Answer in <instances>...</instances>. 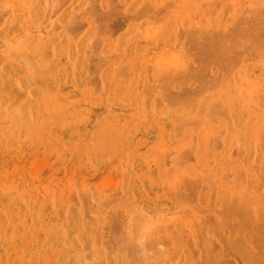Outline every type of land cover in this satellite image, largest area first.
I'll return each mask as SVG.
<instances>
[{"label": "bare ground", "instance_id": "6f19581e", "mask_svg": "<svg viewBox=\"0 0 264 264\" xmlns=\"http://www.w3.org/2000/svg\"><path fill=\"white\" fill-rule=\"evenodd\" d=\"M51 1L0 0V125L11 131L16 126L22 127L25 141L31 136L35 137V141H48L49 137H54L51 130L53 125L58 124L54 121L58 118L74 132L69 138L76 143L87 139L95 143L101 135L100 139L107 138L109 144L104 145L100 140L102 148L95 145L93 148L97 151L90 150L92 155L100 153L104 158L101 152L106 148L103 149V145L108 149L111 143L116 146L112 147L110 154L117 157L128 154V159L121 165L126 178L121 194L117 182L114 183L117 191L106 194L108 186L105 177L103 179L105 175L109 182L106 174L101 175L100 181L93 182L92 186H88L86 180L82 182L83 185L88 184L86 192L94 196H108L103 199L106 201L102 200L105 206L120 197L112 212L115 216L120 215L122 221L118 223L119 217L115 219L117 221L112 217V225L110 215L109 219L104 218L101 226H95L102 217L92 211L96 208L94 204L87 205L90 209L86 211L85 207L83 220L90 214V219L85 221L95 226V240L99 245L94 250L97 249L100 261L88 257V253L78 255L77 252L78 264H145V256L140 255V247L129 239L127 228L129 220L134 219V231L139 234L149 217L156 225L153 236L144 246L146 258L151 264H264V164H254V156L253 163L250 161L252 146L259 144L261 148L264 145V129H261L264 124V0H249L244 9L240 7L242 0H215L222 3L220 12L228 13L234 8L226 21L223 13V20L216 23H213V15L218 12L219 5L216 4V8L212 6V0H133L132 3L117 0L118 5H113L112 0H93L96 4L93 2L92 5L90 0H82V3L80 0H58L53 8L59 6L60 9V6L66 5L65 11L69 16L80 8V13L71 17L74 21L69 22L59 17L51 18V12L46 14L45 9ZM53 8L47 10L53 11ZM95 8L100 12L95 13ZM193 22L194 25L188 26ZM126 26V35L114 38L115 29ZM60 28L68 32V36L70 33L74 35L67 44L59 33ZM83 30L85 32L81 34ZM90 34L95 36L93 41L96 44L93 45L98 47L89 57V50L94 47L88 42L91 48L87 49V56L93 58L92 55L96 54L92 65H89L85 53L83 58V48ZM130 43L132 46L128 47L132 50L125 52ZM88 66L93 67V72ZM160 73L163 74L159 76ZM126 77L129 78V85L122 95L123 92L118 93L117 90L127 82ZM111 82L118 83V88H113L117 89V93L109 88ZM14 88L25 95L32 105L19 107L15 101L9 103ZM17 96L20 97L19 94ZM170 115L175 125L171 124L174 128L170 129L174 131L173 137L166 128ZM95 120L102 128L101 135L93 133L94 127L87 129L91 125L87 123ZM151 127L159 130L156 131L157 136L162 132L163 140L151 139ZM104 133L108 137H104ZM5 136L9 140V136ZM170 137L175 142L173 146L169 143L171 140L166 141ZM220 147L223 150H219ZM172 151L176 154H172V162L168 165ZM233 151H236L235 154ZM259 151L255 154L261 158ZM206 152L211 154L208 158L205 157ZM234 155L239 157L244 168L240 171L236 167L234 172L237 174L231 181L227 175L234 169L227 166V162ZM189 159L198 163L186 166L191 162ZM112 164L115 166L116 160L113 159ZM19 170L24 175V182L17 185L18 192L22 196L29 192L25 198L27 205L40 211L37 204H32L34 190L26 189L29 186L27 179L35 171L34 167L30 175L27 169L10 167L0 176V185L5 187L14 171ZM53 171H56L55 168ZM47 180V177L39 179L38 188L48 191L50 186L48 188L47 185L51 183ZM65 180L61 182L62 189L70 184ZM181 181L185 182V189H180V184L183 186ZM162 189H166V193L161 192ZM170 193L175 204L170 199H164L165 194ZM139 194L140 198L136 200ZM53 197L56 200L57 194ZM3 199L6 201L1 194L0 202L3 203ZM63 200L62 203H65L66 200ZM129 207L140 210L134 218L128 214ZM10 208L12 212L6 214V223L17 221V218L29 220V214L24 216L22 212ZM62 213L65 216L64 211ZM77 214L79 217V212ZM41 224L37 226L43 230ZM7 228L9 230V226ZM7 228L0 226V232ZM179 230L188 231L191 261L186 262V253L175 254L176 249L180 250ZM72 239L76 241L75 245H80L76 237ZM67 247H64L65 253Z\"/></svg>", "mask_w": 264, "mask_h": 264}, {"label": "rangeland", "instance_id": "374dc122", "mask_svg": "<svg viewBox=\"0 0 264 264\" xmlns=\"http://www.w3.org/2000/svg\"><path fill=\"white\" fill-rule=\"evenodd\" d=\"M58 0H52L50 3L51 4H49V5H47V6H49L48 8H50L51 9V7L53 8L55 5H57V3H59V2H57ZM84 1H86V0H84ZM109 1V0H108ZM111 1V0H110ZM109 1V2H110ZM130 1V3H132V1L133 0H129ZM209 1V0H208ZM220 1V0H219ZM219 1H215V0H212V6H214L215 8H216V4H218L219 6H218V12H216L215 13V15H213L214 16V20H215V22H213V23H216L218 20H223L222 18L224 17V21H226V19L228 18V17H230L231 15L229 14L230 12H233L234 11V8L230 11V12H228V13H226V12H220L221 11V2H219ZM222 1V0H221ZM224 1H230V0H224ZM235 1V0H234ZM89 2V1H88ZM94 1L92 0V2H91V0H90V3H91V5L92 4H94L93 3ZM112 2V4L113 5H118L119 3H118V1L117 0H112L111 1ZM211 2V1H210ZM215 2V3H214ZM217 2V3H216ZM56 3V4H55ZM80 3H82V0H80ZM221 3V4H220ZM240 3H241V5H240ZM239 3V5H240V7L242 6L243 7V9L245 8L244 6H247V4L249 5V0H242L241 2ZM243 3V4H242ZM96 4V3H95ZM244 4H246V5H244ZM263 4H264V1H263ZM52 5H54V6H52ZM43 6V5H42ZM46 6V7H47ZM51 6V7H50ZM45 7V8H46ZM58 7L59 6H57L56 8H53L52 10L54 11H51L50 9L49 10H47V9H45V12H46V14L48 15V13H52V17L51 18H55V17H59V18H61V19H63V20H65V22H69L70 20L71 21H74L71 17L72 16H76V14L79 12L78 10L80 9V8H78V9H75L74 10V12L72 13V15L71 16H69V14L67 13V11H65L66 10V5L65 6H60L61 8L60 9H58ZM241 7V8H242ZM249 7V6H248ZM250 7H251V5H250ZM58 9V11H55V10H57ZM96 9V8H95ZM108 10H111V8H107ZM42 10V9H41ZM40 10V11H41ZM61 10V11H60ZM97 11L95 12V13H97V12H100L98 9H96ZM65 11V12H64ZM107 11V10H106ZM80 13V12H79ZM223 13H225V16L223 15ZM232 14V13H231ZM62 15V16H61ZM94 15V14H93ZM222 15H223V17H222ZM233 16V15H232ZM94 17L96 18V16L94 15ZM74 18V17H73ZM219 18H221V19H219ZM97 19V18H96ZM113 19H115V17L113 18ZM200 20V18H198L197 19V21H199ZM223 21V22H224ZM71 23V22H70ZM73 23V22H72ZM192 25H194V22L192 23V24H189L188 26H192ZM88 27V26H87ZM127 26L126 27H123L122 29H115L117 32L115 33V36H114V38H117V37H119V36H124V35H126L125 33H126V31H127ZM123 30V31H122ZM119 31V32H118ZM85 31L83 30L82 32H81V34L82 33H84ZM59 33L61 34V37L65 40V43L67 42H70L72 39H73V34L72 33H70L69 34V36L66 34V33H68V32H66L63 28H60V30H59ZM51 34V33H50ZM49 34V35H50ZM68 36V37H67ZM81 37H84V36H81ZM81 37H79V38H81ZM96 37H98V35H96ZM93 38V39H92ZM92 39V40H91ZM91 40V41H90ZM96 40L95 39V36L93 37L91 34L87 37V40H86V43H85V45H84V48H83V58H84V53H85V55L87 56V54H86V52H87V49L89 50V48H91V47H89V44H91V45H93V43H95L96 44V42H94V41ZM88 42H89V44H88ZM66 43V44H67ZM94 44V45H95ZM93 45V49H91V51L89 50V57H90V54H91V52L92 51H96V50H98L97 48V46L95 45L94 46ZM88 46V47H87ZM128 46H132V44L130 43V45L128 44L127 46H126V50H125V52L127 51V52H130L132 49H131V47H128ZM97 47V48H96ZM130 48V49H129ZM94 53V52H93ZM96 55V54H95ZM95 55H92V56H94L95 57ZM86 56H85V58H86ZM88 57V56H87ZM87 58V61H89V65L91 64V63H94V62H92V60L93 59H95L94 57L93 58ZM194 57H195V55H194ZM90 60H91V62H90ZM215 63V62H214ZM92 65V64H91ZM217 64L215 63V66H216ZM218 66V65H217ZM90 66H88V69H89V71H90V69H92L93 67H90ZM165 71V70H164ZM91 72H93V69L91 70ZM163 72V71H162ZM166 72V71H165ZM163 73H160L159 74V76L160 75H162ZM126 79H127V82L125 81V83L122 85L123 87L120 89V87L118 88L117 86H118V81L115 83V82H111L110 83V85H109V88H111V90H112V92L113 93H117L116 92V90L117 89H114L113 90V88L114 87H117L118 88V90L117 91H119L118 93H122V95L124 94V93H126V91H127V88H128V81H129V78H127L126 77ZM119 82H120V80H119ZM156 83H158V81L156 82ZM160 83V82H159ZM158 83V84H159ZM128 84V85H127ZM195 84H197V83H195ZM111 86H113V87H111ZM126 87V88H125ZM12 88H13V86H12ZM8 89H9V87H8ZM121 91H120V90ZM123 89H124V91H123ZM14 90V93H12V94H14L13 95V97H17V99L16 98H13V97H11L12 99H8L9 100V103L10 102H14L15 101V103L19 106V107H24V106H31L32 104L30 103H28L27 102V100H26V97H25V95H23V94H21V92L20 93H18L19 91L17 90V89H13ZM15 90H17V92L15 91ZM10 91H11V89H10ZM12 92V91H11ZM20 95V97H18L17 95ZM23 95V96H22ZM25 97V98H24ZM20 98V99H19ZM18 99L20 100V101H18ZM25 101L28 103V105L25 103ZM263 106H264V103H263ZM53 116H54V114H52ZM170 119H172V116L170 115ZM169 119V121H168V119H167V122H166V124H167V129H168V133H170V135H172V134H174L173 132H171V130H172V127L173 126H175L174 124H172V123H174L173 122V120L174 119H172V120H170ZM54 121L55 122H57L58 124H56V125H53L52 126V130L51 131H54V137L52 138V139H50V137H49V140L48 141H46V140H43V139H38V140H36L35 141V137H30V139H26V141L24 140V131H23V128L22 127H17L16 126V128L15 129H12V131L11 130H6V129H4V128H1L2 126L0 125V176L2 175V173L3 172H7V171H9L10 170V167H11V169H13V167H21L22 169H27L28 170V175H30L29 173H31L32 171H34L33 170V167H34V169H35V171L34 172H32L31 174L32 175H30V177H28V181H29V186L26 188V189H28V191L30 190V189H33L34 191L33 192H35V199L32 201L33 203L32 204H37V206L41 209L40 211H38L36 208H31L30 206H28L27 205V203H26V201H25V198L29 195V192H27L26 193V195H21V193L20 192H18L19 191V189H18V187H17V185L18 184H21V183H23L24 182V179H23V176L24 175H22L21 173V171L19 170V171H14V173H13V177H11V180L9 181L10 183L12 182V184L11 185H9L10 183L8 182L7 184H6V188L5 187H2L1 185H0V192H2V190L4 191V194H3V192L2 193H0V195L2 194V195H4V198L6 199V197L7 196H9V198H7L6 199V201L4 200V202L2 203V202H0V226H2L3 228H7V226H9V230H8V228H7V230H5L4 232H0V237H1V235H2V237L0 238V255H1V252H3V254H4V257H3V254H2V256H0V264H19V263H22V264H44V261H45V264H78V260H79V258L75 255L77 252H79V254L78 255H82V253L83 254H87V256L88 257H90V258H92L93 260L95 259V261H100L99 260V253L97 252V251H95V250H97L96 248H95V250H94V247H96V246H98L99 245V243H98V241L97 240H95L96 239V236H97V234H96V232H94V229H95V226H98L99 224V226H101V224H102V222L104 221V218L105 217H107L108 219L110 218V215H111V224L113 225V223H112V221H113V219H114V221H117V220H115V219H117L118 217V223H120L121 221H122V218H120L121 216L120 215H118V216H115L116 214H114L113 212H112V208L115 206V205H117L119 202H120V197H118V199H119V201H118V199L117 198H115L116 196L114 195L115 193H116V195H117V193L118 192H115L114 194H112L113 196H115L114 198L117 200V201H114L113 202V200H112V204H109L108 206L106 205H103L102 203V200L104 199V197H108V196H105L107 193L108 194H110V193H113L114 191H117L116 190V188L117 187H115L114 185V183H116V186H118L119 188H117V189H120V190H118L119 191V193L123 190V186L125 185V182H126V178L124 177V175H123V170H122V168H121V165H122V163H124L127 159H128V154L127 153H125V156H116V155H113V154H110L109 152L110 151H112V147H114V146H116V144H113V143H111L110 144V146L108 147V149H107V147L106 146H104L107 142H106V139L107 138H103V139H100L101 137H102V135H101V133H99L100 132V130L102 129V128H99V125L98 124H100V123H98L97 121L98 120H95V121H92L91 123H87V125H89V124H93L92 126L91 125H89V126H87V129H90V128H92V127H94V132L93 133H96V134H100L101 136H100V138H99V141L100 140H102L103 141V143H104V145H103V149H105V150H103V152L105 151L106 152V154H105V152L103 153V152H101L102 153V156L104 157V158H102L101 157V154L100 153H98V152H100V151H98L97 153L99 154H95V152H94V154L95 155H92L93 153L90 151V150H92V151H94V149H95V151H97V148H93V147H95V145L96 146H100L101 148H102V146L100 145L101 143H99V141L98 140H96L95 141V143L94 142H91V141H89L88 139L87 140H81V141H77V143H76V141L75 140H70V138L69 137H71V135L74 133L71 129H69V128H67V126H66V123L65 122H63L62 120H59L58 118H55L54 119ZM69 122H72V118H69ZM95 122H96V125H95ZM171 122V123H170ZM264 123V122H263ZM13 124V123H12ZM11 124V125H12ZM171 124L173 125V126H171ZM104 126H106V124H104ZM264 124L262 125V128L261 129H264ZM86 127V126H85ZM96 127V128H95ZM98 127V128H97ZM174 128V127H173ZM62 129H64V130H66V131H64V130H62ZM156 129V130H155ZM171 129V130H170ZM156 131H159V130H157V128H155L154 127V129L151 127V131H150V136H151V139H156V140H158V141H160V140H163V138H162V132H160V135L158 134V136L157 135H155L156 134ZM14 133V134H13ZM15 133H17V134H15ZM68 133V134H67ZM8 135L9 136V140L7 139V136H5V135ZM152 134V135H151ZM13 135L15 136V138L13 137ZM65 135V136H64ZM105 135V136H104ZM107 135V136H106ZM24 136V137H23ZM99 136V135H98ZM103 136L104 137H108V134H103ZM139 136H141V135H139ZM10 137H11V139H13V140H11L10 139ZM75 137H77L76 136V134H75ZM172 137H173V135H172ZM172 137H170L168 140H166L167 142L168 141H170L169 143H170V145L171 146H173V144L175 143V142H172ZM26 138V137H25ZM144 138H145V136H144ZM4 139V140H3ZM105 139V140H104ZM31 140V141H30ZM135 139H134V137H132V141H134ZM28 141H30V142H28ZM98 141V142H97ZM105 141V142H104ZM13 142H15V143H13ZM24 142V143H23ZM172 142V143H171ZM27 143H29V144H27ZM99 143V144H98ZM27 145V146H24V145ZM98 144V145H97ZM107 144H109V143H107ZM81 145V146H80ZM133 145H136V144H133ZM34 146V147H33ZM35 146H38L37 148L38 149H36L35 148ZM54 146H55V148H54ZM80 146V147H79ZM79 147V148H78ZM105 147V148H104ZM262 147H263V150H264V145L263 146H261V148H260V146H259V144H258V146H255L254 147V145L252 146V148L250 149V152L252 153V158H251V162H252V159H253V156L255 157V160L253 161L254 162V164H264V151L262 150ZM115 148V147H114ZM113 148V149H114ZM236 148V147H235ZM235 148H233V149H235ZM257 150H256V149ZM33 149V150H32ZM73 149V150H72ZM77 149V150H76ZM100 148H98V150H99ZM237 149V148H236ZM235 149V150H236ZM259 149L261 150V152L259 151ZM31 150V151H30ZM82 150H83V152H82ZM100 150H102V149H100ZM219 150H223V148L222 147H220L219 148ZM256 150V151H255ZM75 151V152H74ZM257 151H259L260 153H261V158H259L260 156H259V154L257 155V154H255V152H257ZM27 152H29V153H27ZM236 152V151H235ZM235 152L233 151V154H235ZM258 152V153H259ZM10 153V154H9ZM12 153H13V155H12ZM39 153V154H38ZM52 153H55V154H53L52 155ZM62 153H64V155H63V157L64 158H62ZM66 153V154H65ZM79 153V154H78ZM87 153H89V154H87ZM208 152H206V158H208L210 155H208L207 154ZM263 153V154H262ZM2 154H3V156H2ZM8 154V155H7ZM84 154V155H83ZM172 154H176L175 153V151H172L170 154H169V158H168V165L169 164H171V162H172V158H171V156H172ZM213 154V153H212ZM237 154H238V152H237ZM236 154V155H237ZM250 154V153H249ZM255 154V155H254ZM12 155V156H11ZM51 155V156H50ZM81 155V156H80ZM230 155V154H229ZM236 155H234V157H231L230 159H229V161L227 162V166H230V167H232V169H234V170H232L231 172H230V174L228 173V175H227V179H229V180H231V181H233V179H235V176H236V172H234L235 171V168L236 167H238L237 169L238 170H242L241 168H244L242 165H241V161L239 160V157H237ZM10 156V157H9ZM36 156V157H35ZM96 157V159L97 160H95L96 162H99V163H96L95 161H93V159ZM110 156V157H109ZM231 156H233V155H231ZM259 156V157H258ZM12 157V158H11ZM34 159H33V158ZM43 157V158H42ZM49 157V158H48ZM66 157V158H65ZM85 157V158H84ZM125 157H127L124 161L122 160V159H124ZM36 158V159H35ZM40 158H42L43 160H44V162H45V165H44V162H43V160L42 159H40ZM49 159V161H48V159ZM63 160H62V159ZM191 158H193V157H191ZM258 158H259V160H258ZM8 159V160H7ZM11 159V160H10ZM29 159H33L32 161H30ZM81 159V160H80ZM83 159V160H82ZM113 159L114 160H116V164H117V166H116V164H115V166L112 164V161H113ZM194 159V158H193ZM210 159V158H209ZM41 160V161H40ZM47 160V161H46ZM65 160V161H64ZM100 160V161H99ZM108 160V161H107ZM174 160V159H173ZM7 161H8V163H7ZM30 163H29V162ZM106 161V162H105ZM188 161H191V162H188L187 163V165L186 166H191L192 164H194V166L198 163V161L197 160H188ZM13 162V163H12ZM39 162V163H38ZM41 162V163H40ZM43 162V163H42ZM47 162V163H46ZM58 162V163H57ZM62 162V163H61ZM72 163L73 165H71L70 163ZM92 162H94V163H92ZM105 162V163H104ZM212 162L213 161H210V163H211V165H213L212 164ZM252 162V163H253ZM3 163H6L5 165H3V167H1L2 166V164ZM23 165H22V164ZM32 163V164H31ZM60 163V164H59ZM102 163V164H101ZM25 164V165H24ZM37 164L40 166H37ZM40 164H42V165H40ZM15 165V166H14ZM22 165V166H21ZM29 165V166H28ZM32 166V168H30L31 166ZM35 165V166H34ZM44 165V166H43ZM60 166V168H59V166ZM104 165V166H103ZM211 165H209V167L211 166ZM238 165H240V166H238ZM13 166V167H12ZM43 166V167H42ZM58 168V169H60V170H58L56 167ZM89 166V167H88ZM108 166V167H107ZM111 166V167H110ZM114 166V167H113ZM39 168V169H38ZM54 168H55V170L56 171H53L54 170ZM93 170H92V169ZM98 168V169H97ZM40 169H42V170H40ZM47 169L49 170V171H47ZM99 169H100V171H99ZM58 170V171H57ZM78 170V171H77ZM109 170V171H108ZM238 170H236V171H238ZM31 171V172H30ZM40 171H42V172H40ZM53 171V172H52ZM70 171V172H69ZM89 171V172H88ZM116 171V172H115ZM24 172V171H23ZM52 172V173H51ZM55 172V173H54ZM73 172V173H72ZM104 172H107V173H104ZM239 172V171H238ZM41 173V174H40ZM49 173V174H48ZM62 173V174H61ZM71 173V174H70ZM96 175H95V174ZM103 173V174H102ZM236 173V174H235ZM48 174V175H47ZM59 174V175H58ZM99 174V175H98ZM104 174H106L107 175V179H109V182L107 183V181H106V176L104 175ZM17 177H16V176ZM101 175L103 176V179H104V177H105V182H106V185L108 186V188H107V190L106 191H108V192H106V194L105 195H103V194H98V195H93V194H91L89 191H87L86 192V187L85 186H87L88 184V186H92L93 185V182L95 183V182H99L100 180L99 179H101L100 177H101ZM115 177H114V176ZM117 175H119V176H117ZM120 175H121V177H120ZM63 176V177H62ZM68 176V177H67ZM118 178H117V177ZM45 177H47L48 178V180H47V182H49V183H51V185L50 184H48L47 186H48V188H49V186H50V188H49V190L48 191H44V190H41V189H39L38 188V181H39V179H42V178H45ZM62 177V178H61ZM67 177V178H66ZM87 177V178H86ZM94 177V178H93ZM59 178H60V180H59ZM89 178V179H88ZM115 178H117V179H115ZM36 179V180H35ZM66 179V180H65ZM74 179V180H73ZM81 179H82V181H81ZM84 179V180H83ZM93 179H94V181H93ZM120 179V180H119ZM125 179V180H124ZM26 180V181H27ZM62 180L64 181L65 180V182L67 183V182H69L70 184H68L67 186H66V188H64V189H62L61 188V182H62ZM70 180V181H69ZM78 180V181H77ZM87 181V185H83V181ZM99 180V181H98ZM116 180V181H115ZM119 181V183L120 184H118V181ZM32 181V182H31ZM54 181H56V182H54ZM92 182V183H91ZM102 182V181H101ZM112 182H113V184H112ZM181 182H183L182 184H183V186L180 184V189H185L186 188V184H185V182L184 181H181ZM112 184V185H111ZM118 184V185H117ZM122 184V185H121ZM185 184V185H184ZM79 185V186H78ZM81 185H83L82 187H81ZM87 186V187H88ZM112 186V187H111ZM121 186V187H120ZM12 189V188H14V190H11L10 188ZM71 188V189H70ZM80 188V189H79ZM82 188V189H81ZM2 189V190H1ZM8 189V190H7ZM17 191H16V190ZM62 189V190H61ZM74 189V190H73ZM9 190H11L10 192H6L5 193V191H9ZM70 190V191H69ZM165 190L166 189H162L161 190V192H165ZM60 191V192H59ZM76 191V194L74 193ZM56 192V193H55ZM81 192V193H80ZM84 192V194H82ZM147 192V191H146ZM17 193V194H16ZM19 193H20V195H19ZM118 193V194H119ZM166 193V192H165ZM9 194V195H8ZM54 194H57V197H56V200L54 199V197H53V195ZM59 194V195H58ZM73 194V197H71V195ZM80 194H82V195H80ZM86 194V195H85ZM107 194V195H108ZM121 194V193H120ZM12 195V196H11ZM173 195V194H172ZM18 196H20L19 198H18ZM63 196H64V200H63ZM68 196H70V197H68ZM103 196V197H102ZM113 196H111V198L113 197ZM120 196V195H119ZM122 196V195H121ZM165 198L164 199H167V200H169L170 199V201H173L174 200V198H172V196H171V193L169 194V195H167V194H165ZM171 196V197H170ZM80 197V198H79ZM95 197H97V198H95ZM2 198H3V196H2ZM50 198V199H49ZM70 198V199H69ZM74 198H77V199H74ZM105 198V199H106ZM138 198H140V194L139 195H137V197H136V200L138 199ZM48 199V200H47ZM74 199V200H73ZM84 199V200H83ZM89 199V200H88ZM96 199V200H95ZM113 199V198H112ZM2 200V201H3ZM21 200V201H20ZM62 200L63 201H65V203H66V205H65V203L63 202L62 203ZM77 200V201H76ZM81 200V201H80ZM99 200H100V202H101V204H100V202H99ZM18 201H20V203L18 202ZM50 201H51V203H50ZM87 201V202H86ZM103 201H106V200H103ZM18 202V203H17ZM44 202V203H43ZM80 202V203H79ZM83 204H82V203ZM85 202L87 203L86 205H85ZM174 202V201H173ZM91 203V204H90ZM15 204L17 205V207H16V209L14 208L15 207ZM21 204H23V205H21ZM47 204V205H46ZM63 204V205H62ZM78 204H80V205H78ZM82 204V205H81ZM92 204H94L95 205V207H93V208H95V209H93L92 211L95 213V214H97L99 217H102V218H99V221H97V225H93V224H91V223H87L86 221H88L89 219H90V214H89V212H87L86 214L88 215L89 214V216H86V218H84V220H83V217L85 216V207H86V211L88 210V209H90L87 205H91V206H93ZM96 204H98L97 206H96ZM100 204V205H99ZM104 204H106V202L104 203ZM121 204V203H120ZM174 204H175V202H174ZM13 205V206H12ZM68 205V206H67ZM77 205H78V207H77ZM24 206V207H23ZM63 206V207H62ZM67 207V209H66V207ZM80 206V207H79ZM102 206H104V207H106V208H104V207H102ZM10 207H13L16 211H18V212H22V214L25 216V215H27V214H29L28 215V219L29 220H26V221H23L25 218H23V219H21V218H17V221H13L12 223H6V219H7V216H6V214L7 213H10V212H12V209L10 208ZM57 207V208H56ZM121 207H123V206H121ZM45 208V209H44ZM61 208V209H60ZM34 211L33 213H32V210ZM36 209V210H35ZM51 209V210H50ZM111 210V211H110ZM62 211H64V213H65V216H64V214L62 213ZM110 211V212H109ZM44 212V213H43ZM77 212H79V217H81V219H79V217H78V214H77ZM35 213H36V215H35ZM58 213H60L59 215H58ZM112 213V214H111ZM48 216H47V215ZM105 214V215H104ZM109 217H108V216ZM34 216L36 217L35 218V223H33V220H34ZM47 216V217H46ZM59 216H60V218H59ZM115 216V217H114ZM6 217V218H5ZM51 217V218H50ZM112 217H113V219H112ZM124 217H125V215H124ZM50 218V219H49ZM64 218V219H63ZM76 218V219H75ZM128 218V217H127ZM126 218V219H127ZM60 221H59V220ZM47 220V221H46ZM86 220V221H85ZM29 221V222H28ZM79 221L81 222V224L80 225H78L79 224ZM84 221H85V224H84ZM38 222V223H37ZM23 224V225H19V224ZM43 225H42V224ZM84 225H83V224ZM117 223V222H116ZM39 224H41L42 225V227L44 228L43 230L40 228L41 226H37V225H39ZM89 225V228L87 227L88 225ZM110 224V229H112L113 230V228H112V225ZM12 225V226H11ZM22 227V229H21V227ZM28 226H29V228H28ZM80 226V227H79ZM86 226V227H85ZM115 227L117 226L116 224L114 225ZM82 227V228H81ZM64 228V229H63ZM62 231H61V230ZM82 229V230H81ZM84 229V230H83ZM89 229V230H88ZM91 229H93V231L91 230ZM42 230V231H41ZM92 232H91V231ZM46 231V232H45ZM60 231L62 232V233H60ZM77 231V232H76ZM84 231V232H83ZM89 231H90V233H89ZM54 232V233H53ZM124 232V231H123ZM182 232V233H181ZM8 233V234H7ZM20 235H19V234ZM56 233H57V235H56ZM89 233V235H87ZM96 234V235H94V234ZM125 233V232H124ZM178 233H179V241H180V243L178 244L179 246H180V250H179V248L178 249H176V251H175V254L176 255H179L180 254V252H181V254H183L184 255V253H186V254H188L187 255V259H186V262L187 261H191V258H190V247L188 246V243H190L189 242V240H188V236H187V234H188V231H181V230H179L178 231ZM5 234L7 235V236H5ZM18 234V235H17ZM92 234V235H91ZM185 234V235H184ZM17 235V236H16ZM81 235L83 236L82 237V239H81ZM91 235V236H90ZM4 236V237H3ZM14 236L17 238H14ZM90 236V237H89ZM184 236V237H183ZM51 237V238H50ZM64 237V238H63ZM72 237L74 238V237H76V240H77V242L78 243H80V245H75L76 244V241L74 240L73 241V239H72ZM92 237V238H91ZM13 238V239H12ZM38 238H40V241L38 242ZM44 239V240H43ZM87 239V240H86ZM190 239H193L192 237H190ZM66 240V241H65ZM80 240V241H79ZM74 243H72V242ZM27 242V243H26ZM48 242V243H47ZM92 242V243H91ZM94 242V243H93ZM193 242V241H192ZM2 243V244H1ZM9 243V244H8ZM26 243V244H25ZM73 244V246H72V244ZM91 243V244H90ZM23 244V245H22ZM27 244H28V246L30 245V247L32 248H28V246H27ZM35 244V245H34ZM47 244H48V246H47ZM93 244V245H92ZM20 245V246H19ZM25 245L27 246V247H25ZM56 245V247H54ZM64 245V247L66 248L67 246H69V248L67 247V249H66V253H65V248L64 247H62ZM191 245V244H190ZM2 246V247H1ZM19 246V247H18ZM70 246H72L71 248H70ZM91 246H93V247H91ZM186 246V247H185ZM183 247V248H182ZM193 247V246H192ZM44 248V249H43ZM62 248H63V250H62ZM27 249H29V251L27 250ZM42 249H43V251H42ZM186 249V250H185ZM11 250V251H10ZM95 251V253H93L94 251ZM18 251H20V252H18ZM28 251V252H27ZM93 251V252H92ZM183 251V252H182ZM11 252H12V254H11ZM26 252H27V254H26ZM63 252H64V254H63ZM18 253V254H17ZM42 254H43V256H42ZM52 254H53V256H52ZM67 256H66V255ZM92 254H94V255H92ZM25 255H27V256H25ZM56 255V256H55ZM66 256V257H65ZM76 256V257H75ZM3 257V258H2ZM12 257V258H11ZM25 257V258H24ZM44 257V258H43ZM19 258H22V259H19ZM76 258V259H75ZM97 258V259H96ZM6 261H5V260ZM16 259H18L17 261H16ZM44 259V260H43ZM4 260V261H3ZM62 260V261H61ZM12 261V262H11ZM76 261H77V263H76ZM14 262V263H13ZM19 262V263H18Z\"/></svg>", "mask_w": 264, "mask_h": 264}, {"label": "clouds", "instance_id": "9594fccd", "mask_svg": "<svg viewBox=\"0 0 264 264\" xmlns=\"http://www.w3.org/2000/svg\"><path fill=\"white\" fill-rule=\"evenodd\" d=\"M127 211L129 216L134 218L140 210L138 208L129 207ZM132 220L133 219H130L128 223V237L130 240L134 241L137 246L140 247V255L145 256V264H151V261L147 260L146 258V250L144 246L146 242L153 236L156 227L155 222L149 217L141 232L137 234L134 231V224L131 223Z\"/></svg>", "mask_w": 264, "mask_h": 264}, {"label": "snow or ice", "instance_id": "6c2138e0", "mask_svg": "<svg viewBox=\"0 0 264 264\" xmlns=\"http://www.w3.org/2000/svg\"><path fill=\"white\" fill-rule=\"evenodd\" d=\"M131 223H132V224H134V223H135L134 219L131 221Z\"/></svg>", "mask_w": 264, "mask_h": 264}]
</instances>
